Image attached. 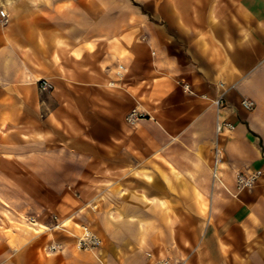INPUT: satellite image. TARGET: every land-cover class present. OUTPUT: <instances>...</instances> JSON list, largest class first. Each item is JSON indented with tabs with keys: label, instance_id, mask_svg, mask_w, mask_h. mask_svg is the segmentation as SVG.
<instances>
[{
	"label": "crops",
	"instance_id": "1",
	"mask_svg": "<svg viewBox=\"0 0 264 264\" xmlns=\"http://www.w3.org/2000/svg\"><path fill=\"white\" fill-rule=\"evenodd\" d=\"M0 5V264H264V0Z\"/></svg>",
	"mask_w": 264,
	"mask_h": 264
},
{
	"label": "built area",
	"instance_id": "2",
	"mask_svg": "<svg viewBox=\"0 0 264 264\" xmlns=\"http://www.w3.org/2000/svg\"><path fill=\"white\" fill-rule=\"evenodd\" d=\"M0 16L5 17L6 13L4 9H0ZM41 87L46 88L47 82L45 79H42L41 81ZM185 88L189 90L188 85H185ZM224 93H222L219 97H217L214 100V103L218 107V109H221L224 106ZM242 106L247 109H252L255 106L254 101L250 99H243L242 100ZM144 114L140 112L137 108H132L126 115V120L133 124L137 122ZM234 125L228 121L221 120L217 123V131L221 132L223 129H233ZM221 152L219 149L216 148L215 155H214V161H213V172L214 175L217 174V167L219 162L221 161ZM261 175L260 170H253L248 173H237L236 174V184L238 188H246L251 187L256 183V181L259 179ZM30 221H35L33 217H30ZM77 246L80 249L83 250H92L96 247H98L101 244V238L93 232L91 229H87L85 227L82 228L81 234L77 237ZM51 250H57L59 248V244H51L49 246ZM161 264H167V261L162 262Z\"/></svg>",
	"mask_w": 264,
	"mask_h": 264
},
{
	"label": "rangeland",
	"instance_id": "3",
	"mask_svg": "<svg viewBox=\"0 0 264 264\" xmlns=\"http://www.w3.org/2000/svg\"><path fill=\"white\" fill-rule=\"evenodd\" d=\"M39 1H41V0H39ZM80 1H82L83 10L87 13V15H90V13L93 16L97 15L100 20L102 18L105 19L108 16L113 18L114 20H118L123 15L129 14L130 10H132V8L135 5H140L142 2L146 3L147 7L153 10V6H154V2H155V0H80ZM2 7L3 6L0 5V9ZM2 170H3L4 180L5 179H9V177L6 178L5 176H9V174H10L9 172L11 171V168L4 167ZM20 170H22V169H20ZM19 172L21 173V171H19ZM25 186H26L25 183H20V184H18L17 187H16V185H14L13 187H14V189L16 188V192H17L18 190L20 191V189H22V188H23V191H25ZM2 188H3L2 191L5 194L4 197L6 195H8V197H10L9 195L12 192V184L9 182V180L4 181V183L2 184ZM19 195H20V197L22 196L21 192L19 193ZM9 200L10 199H8V201H2V202L3 203L4 202H8V204H9ZM18 201L25 203L27 200L23 201V200H20V198H19ZM4 205H6V204L4 203ZM26 210H27V212H31L32 208L29 206V207L26 208ZM24 216H25V218H27L28 221H30V217H33L31 215H24ZM34 220L35 221H33V222H37L38 221L36 216L34 217ZM52 220H53V225L51 226V228H55V231H64V229H62V228H66L67 227V225L64 224L65 221L61 217H59L57 214H55V213L52 215ZM57 225H60V228H56ZM79 229H80V227H79ZM80 234H81V230H79V232L75 235L76 236V240H77V237ZM51 244H58V243L52 241L50 243V245ZM101 244H102V239H101ZM76 245H77V243H76ZM49 246H48V250L56 251V250H51L49 248ZM59 248H60V246H59ZM59 248L57 250H59ZM94 249H96V248H94ZM94 249H92V250H94ZM87 251H91V250H87Z\"/></svg>",
	"mask_w": 264,
	"mask_h": 264
},
{
	"label": "bare ground",
	"instance_id": "4",
	"mask_svg": "<svg viewBox=\"0 0 264 264\" xmlns=\"http://www.w3.org/2000/svg\"><path fill=\"white\" fill-rule=\"evenodd\" d=\"M57 227H59V225H57ZM83 227L87 228L88 230L90 229L89 227H87V226H85V225H83L82 228H83ZM82 228H81V229H82ZM81 231H82V230H81Z\"/></svg>",
	"mask_w": 264,
	"mask_h": 264
}]
</instances>
